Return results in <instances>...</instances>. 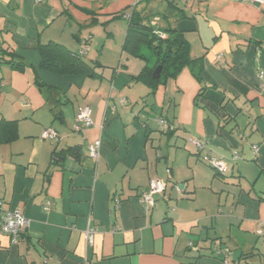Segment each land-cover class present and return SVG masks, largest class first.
<instances>
[{"label":"crops","instance_id":"crops-1","mask_svg":"<svg viewBox=\"0 0 264 264\" xmlns=\"http://www.w3.org/2000/svg\"><path fill=\"white\" fill-rule=\"evenodd\" d=\"M124 10L157 30L181 31L190 56L202 59L200 80L183 68L152 91L135 78L152 55L124 52L123 41L103 44L94 57L89 41L87 60L117 67L100 78L37 68L38 43L78 50L99 21L124 20L126 33V19L112 18ZM4 51L24 69L4 63ZM33 67L56 87L51 99L35 84ZM84 105L92 125L75 131ZM46 128L56 140L41 137ZM97 139L95 161L88 145ZM74 145L77 158L58 154ZM203 154L223 160L226 173L202 162ZM151 178L165 189L145 213L139 194ZM0 201L28 219L17 243L0 232V264H264V4L0 0ZM222 247L230 249L226 261L212 252Z\"/></svg>","mask_w":264,"mask_h":264},{"label":"trees","instance_id":"trees-1","mask_svg":"<svg viewBox=\"0 0 264 264\" xmlns=\"http://www.w3.org/2000/svg\"><path fill=\"white\" fill-rule=\"evenodd\" d=\"M118 17H124L127 22L126 33L122 43V50L134 56L145 58L144 60H146L148 58L144 56L141 51V48L144 46L152 55V63H144L135 77L137 80L145 83L153 91L159 84L164 85L168 79L175 78L183 68H189L192 75L197 80H200L202 59L201 57L192 58L190 56L188 42L183 37V33L181 31L175 28L167 27L164 28L166 34L161 36L159 31L146 21L147 17L140 16L138 12H134V10L129 12L124 10L112 16V18ZM80 48L78 50H71L65 45L55 41L38 43L37 51L39 54V62L37 68L58 75H83L89 78H100L103 76L102 71L105 68H109L112 73L116 71L117 67L115 66L107 67L96 60L89 62L86 59L87 54L81 55L79 53ZM3 53L8 54L10 57L9 59H5L3 61L4 63H7L11 68L17 70L24 69L25 63L19 59L17 60L14 53H5V51ZM195 65H197V70L195 69ZM157 66H161L160 74L158 78H153L152 74ZM33 70L35 73V84L38 86L40 91L44 93L46 100L51 99L52 93L57 92L56 87L44 83L37 76L36 67H33ZM201 89H203V87ZM55 107L50 108V110L53 112L54 117L61 118L60 109H56ZM6 125L12 127L14 133V129H16L15 122L10 121L7 122ZM169 129L170 127L166 126V128L162 131L168 132ZM13 133L12 135L6 137V140H10L13 137ZM189 143L196 148L193 143ZM196 149L200 150L198 148ZM79 150L80 147L74 145L59 151L58 154H69L77 158L79 156ZM226 171L224 173H217L224 175ZM215 250L216 249H213L212 252L215 253ZM197 252L198 255L208 254L206 252L204 253L200 248H197ZM212 252L208 255H211Z\"/></svg>","mask_w":264,"mask_h":264},{"label":"built area","instance_id":"built-area-1","mask_svg":"<svg viewBox=\"0 0 264 264\" xmlns=\"http://www.w3.org/2000/svg\"><path fill=\"white\" fill-rule=\"evenodd\" d=\"M41 1V0H37ZM257 4H264V0H247ZM161 36H164L161 34ZM89 41L90 36H87L81 40V48L79 53L81 55H86L89 50ZM259 76H262V72L259 73ZM91 109L89 105H84L80 107L75 115V120L73 124V128L75 131H82L92 125L91 120ZM159 127L161 129L166 128V121L164 118L158 117L156 119ZM41 137L44 139H57V133L52 128H46L42 131ZM188 141L193 143L196 148L202 149L203 143L197 141L193 138H188ZM101 145L100 139L93 141L91 144L88 145V154L89 157L93 160H97L99 155V148ZM253 151H257V147H253ZM201 161L205 164L209 165L217 172L224 173L228 170L226 163L218 159L214 156L203 154L200 157ZM169 171V169H167ZM165 189V182L160 178H151L148 182L147 188L142 190L139 194L140 202L142 203L143 209L145 213H148L149 210L155 204V195L160 194ZM44 208H47V203L44 205ZM28 226V219L22 214L19 208H5L3 202L0 201V232L4 233L9 236L11 243H17L19 241L20 234L24 231V229ZM257 232L260 234L262 233L261 229H258ZM94 230L87 229L86 230V238L88 241H92ZM191 245V243L189 244ZM230 253V249L228 247L217 248L215 250V254H222L223 260L226 261V256Z\"/></svg>","mask_w":264,"mask_h":264},{"label":"rangeland","instance_id":"rangeland-1","mask_svg":"<svg viewBox=\"0 0 264 264\" xmlns=\"http://www.w3.org/2000/svg\"><path fill=\"white\" fill-rule=\"evenodd\" d=\"M110 21L105 22V23H102L101 21H99L98 24L93 25V27H95L94 28L95 30H93L94 33L89 35L90 41L93 42V44H95V47L93 46L92 51L89 52V53L93 54V57H94V54L97 52L96 49H98V48L100 49L103 44L107 45V47L111 46V45L113 47L116 42H119V44H120L121 43L120 41H123V39H124L125 29H123V28L125 27V24H124L125 21L119 20V19L115 20L113 22L112 21L110 22ZM158 30H159L160 34H163V35L166 34L164 29H158ZM91 42H90V44H91ZM94 48H95V51H94ZM141 51L146 52V53L149 52L144 46L141 48ZM87 56H89V54L86 55V58H87ZM89 58L90 57H88V61L91 62L89 60ZM116 63H114L113 65H115ZM105 73L108 74L109 70L106 69ZM168 80H169V83L171 84L172 80L171 79H168ZM92 83H94V82H89V85H91ZM155 124H156V122H155ZM156 127H158L157 124H156Z\"/></svg>","mask_w":264,"mask_h":264},{"label":"water","instance_id":"water-1","mask_svg":"<svg viewBox=\"0 0 264 264\" xmlns=\"http://www.w3.org/2000/svg\"><path fill=\"white\" fill-rule=\"evenodd\" d=\"M160 70H161V66H157L155 69H154V72L152 74V77L153 78H158L159 74H160ZM181 186V185H179Z\"/></svg>","mask_w":264,"mask_h":264}]
</instances>
